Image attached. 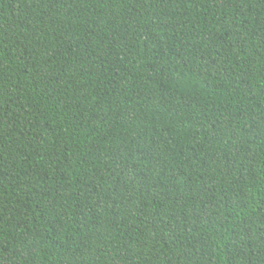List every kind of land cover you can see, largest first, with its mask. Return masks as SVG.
<instances>
[{"label":"trees","instance_id":"16d2710c","mask_svg":"<svg viewBox=\"0 0 264 264\" xmlns=\"http://www.w3.org/2000/svg\"><path fill=\"white\" fill-rule=\"evenodd\" d=\"M0 264H264V0H0Z\"/></svg>","mask_w":264,"mask_h":264}]
</instances>
